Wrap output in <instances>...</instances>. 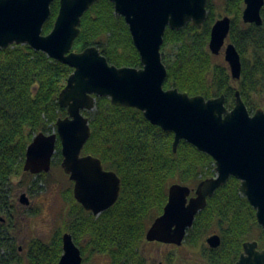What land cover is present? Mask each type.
<instances>
[{
	"label": "trees",
	"instance_id": "16d2710c",
	"mask_svg": "<svg viewBox=\"0 0 264 264\" xmlns=\"http://www.w3.org/2000/svg\"><path fill=\"white\" fill-rule=\"evenodd\" d=\"M244 6V0L224 1L226 15L232 17L228 41L241 55V78L234 80L227 62L218 60L209 48L212 25L220 16L213 1L208 0V16L202 28L189 22L180 30L166 29L161 48L167 67L166 89L178 88L206 98L224 94L228 109L235 106L239 91L249 111L264 108V6L262 25L243 21ZM58 10L59 0H55L44 34L52 30ZM92 45L111 64L142 66L128 24L115 13L110 0H99L82 17L74 49L81 51ZM72 72L71 66L28 44L0 48V264H57L65 232L80 247L83 262L105 255L111 264H145L140 249L150 224L163 212L170 185L195 188L203 179L215 176V162L185 140L174 152L172 131L152 124L137 108L112 104L108 97L98 96L94 110L84 111L92 133L83 154L99 157L106 169L121 178L115 204L95 216L75 199L74 183L69 178L70 185L62 195L68 210L49 241L33 238L23 253L12 227L4 223L16 211L14 178H23L21 183L35 193L48 187L53 169L64 171L59 139L51 171L34 175L24 170V164L34 136L55 132L58 119L67 116L58 98ZM214 232L221 236L217 248L206 245V238ZM248 240H257L264 249V228L240 192L239 180L231 177L208 198L188 229L185 242L202 246L206 264H233Z\"/></svg>",
	"mask_w": 264,
	"mask_h": 264
},
{
	"label": "water",
	"instance_id": "95a60500",
	"mask_svg": "<svg viewBox=\"0 0 264 264\" xmlns=\"http://www.w3.org/2000/svg\"><path fill=\"white\" fill-rule=\"evenodd\" d=\"M54 1L0 0V48L28 44L73 68L58 98L68 114L58 119L55 132L34 136L26 151L24 170L34 175L49 172L59 139L61 166L74 183L75 199L94 215L114 205L120 195L121 178L106 169L99 157L83 154L92 133L84 111L94 110L98 96L108 97L112 104L137 108L152 124L172 131L174 152L185 140L215 162L216 175L203 179L195 188L181 183L170 185L163 212L146 233L147 241L181 245L208 198L231 176L241 181L240 190L264 228V109L251 114L239 91L235 106L228 109L224 94L206 98L164 87L167 67L161 48L166 29L180 30L189 22L202 28L208 16V0H110L115 13L128 24L141 67L111 64L94 45L81 51L74 49L83 15L99 0H59L53 28L44 34ZM244 4L243 21L262 25L264 0H244ZM231 25L229 15L214 22L209 48L214 55L224 50L231 76L237 80L241 78L242 60L236 46L227 42ZM20 202L30 204L26 193H22ZM206 241L217 248L221 236L214 233ZM62 242L63 253L57 264H82V252L73 236L65 232ZM233 264H264V249H259L257 240L245 241Z\"/></svg>",
	"mask_w": 264,
	"mask_h": 264
},
{
	"label": "rangeland",
	"instance_id": "374dc122",
	"mask_svg": "<svg viewBox=\"0 0 264 264\" xmlns=\"http://www.w3.org/2000/svg\"><path fill=\"white\" fill-rule=\"evenodd\" d=\"M214 4L215 12L218 16L226 15L224 9L225 0H212ZM229 42V41H228ZM217 59L225 61L224 50L217 55ZM252 111L251 113H253ZM52 170V169H51ZM50 170V171H51ZM51 183L48 187L40 189V192H35L33 196L28 193L31 204L25 206L20 202V195L27 191L25 183H21V178L13 179V200L16 207V227L12 228V232L16 238L18 246L22 247L21 252H25L27 244L33 238H41L45 241H49L56 230V228L63 222L65 214L68 210V203L63 198V191L70 185L68 174L61 169L55 168L51 172ZM24 180V179H23ZM29 180V178H27ZM208 245V243H206ZM209 246V245H208ZM175 248L170 246H149L147 252L154 257L166 256ZM173 257V264H206L202 256V246H182L177 247ZM176 259V261H175ZM108 258L106 256H98L91 258L85 264H108Z\"/></svg>",
	"mask_w": 264,
	"mask_h": 264
},
{
	"label": "flooded vegetation",
	"instance_id": "af4514ba",
	"mask_svg": "<svg viewBox=\"0 0 264 264\" xmlns=\"http://www.w3.org/2000/svg\"><path fill=\"white\" fill-rule=\"evenodd\" d=\"M264 109V108H263ZM257 110V109H256ZM256 110H254V112L256 111ZM253 112V113H254ZM250 113H251V111H250ZM253 113H251V114H253ZM40 174V173H39ZM231 177H233V178H236V177H234V176H231ZM230 177V178H231ZM229 178V179H230ZM228 179V180H229ZM237 179V178H236ZM237 180H239V179H237ZM239 182H240V185H241V181L239 180ZM227 183V182H226ZM225 185V184H224ZM40 192V191H39ZM240 192H241V190H240ZM23 193H26L27 194V196H28V193L31 195V196H33L35 193L33 192V190H31V189H29V187L27 186V191L26 192H23ZM38 193V192H37ZM242 193V192H241ZM194 193H192V195H193ZM21 195H22V193H21ZM20 195V196H21ZM246 197V196H245ZM28 198H29V196H28ZM30 200V199H29ZM30 204H31V202H30ZM29 204V205H30ZM25 206H28V205H25ZM16 207H17V205L15 204V210H16ZM255 210V209H254ZM17 211V210H16ZM16 211H15V213L13 214V215H11V220H9L8 218H6L5 220H4V223H6V224H8V225H10L12 228H14V227H16V224H17V221H16ZM255 213H256V210H255ZM95 216H98V215H95ZM154 221V220H153ZM153 223V222H152ZM151 223V224H152ZM151 224H150V226H151ZM149 226V227H150ZM149 229V228H148ZM148 231V230H147ZM11 232H12V230H11ZM13 233V232H12ZM147 233V232H146ZM214 233H216V232H214ZM214 233H212V234H214ZM212 234H210V235H212ZM209 235V236H210ZM207 239V238H206ZM206 243H207V241H206ZM156 244H159V246H170V247H173V248H175L174 249V251H176V248L177 247H182V246H187L188 247V244L185 242V240L183 241V243L181 244V245H177V244H174V243H164V242H160V241H147L146 240V236H145V242H144V244L142 245V247H141V249H140V251H141V254H142V256L144 257V259H145V264H173V257H172V255L171 254H174V251H171L169 254H167L166 256H164V257H161L160 259L157 257H154V256H152V254H149L146 250H147V248H148V245L149 246H152V245H156ZM190 246V245H189ZM191 247V246H190ZM259 249H262V248H260V246H259ZM20 250H22V247H20ZM98 256H105V255H96V256H92V259L93 258H95V257H98ZM175 261H176V259H175ZM108 264H111L110 263V261H109V259H108ZM85 263H87V262H82V264H85ZM184 264H192V263H187V262H185Z\"/></svg>",
	"mask_w": 264,
	"mask_h": 264
}]
</instances>
